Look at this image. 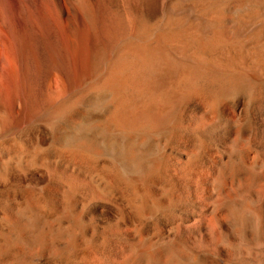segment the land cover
<instances>
[{"label": "bare ground", "instance_id": "6f19581e", "mask_svg": "<svg viewBox=\"0 0 264 264\" xmlns=\"http://www.w3.org/2000/svg\"><path fill=\"white\" fill-rule=\"evenodd\" d=\"M0 264H264V0H0Z\"/></svg>", "mask_w": 264, "mask_h": 264}, {"label": "rangeland", "instance_id": "374dc122", "mask_svg": "<svg viewBox=\"0 0 264 264\" xmlns=\"http://www.w3.org/2000/svg\"><path fill=\"white\" fill-rule=\"evenodd\" d=\"M220 2H218V4H219ZM216 4L217 3H215L214 2V4L212 3V4H209L208 6H209V8H208V11H210L211 13H213L214 12V15L212 16L213 18H215L214 20H216L215 22H216V24H219V17H220V15L222 14V12H223V10H224V7H225V4L224 3H220L221 5H220V7L217 5V7H216ZM211 5V6H210ZM213 5V6H212ZM218 9V10H215L216 8ZM223 7V8H222ZM211 8H212V10H211ZM222 9V10H221ZM220 10H221V12H220ZM215 11H218L217 12V14H219L218 16H217V14H215L216 12ZM216 16H217V18H216ZM166 21H161V26H160V29H161V36H164L163 38H165L166 40H167V42L165 43V48L164 49H166V51L167 52H174V51H184V52H193L192 50L194 49L193 47L195 46V42L198 40V38H197V36H196V34L194 35V33H196L195 32V30L194 29H192L191 27H186V26H183L181 29H179L180 27H181V23L179 24V22H171V21H169V22H166ZM173 24V25H172ZM170 25V26H169ZM180 25V26H179ZM174 26V27H173ZM173 27V28H172ZM184 28H186V29H184ZM187 28L189 29L188 30V32H185V30L187 31ZM149 29V30H148ZM157 29V24H150V23H148L147 25H145V32L143 31V32H140L141 34H137L135 37V40L136 39H140V41H142L141 39H143V37H144V40L143 41H149L151 38H152V36L151 35H153V33H154V31ZM164 29V30H163ZM176 29H177V31H176ZM183 29V30H182ZM191 29H192V31H191ZM182 31L184 32V33H182ZM148 33V34H147ZM152 33V34H151ZM177 33V34H176ZM147 35V36H146ZM149 35V36H148ZM167 35L169 36V37H167ZM176 35H178V36H176ZM185 35V36H184ZM188 35H190V36H188ZM194 35V36H193ZM141 36V37H140ZM173 36V37H172ZM151 37V38H150ZM172 37V38H171ZM185 37V38H184ZM186 37H188V38H186ZM194 37V38H193ZM149 38V39H148ZM162 38V37H161ZM168 38L170 39V40H172L173 42H171L170 40L168 41ZM175 38V39H174ZM184 38V39H183ZM139 39L137 40V42L139 43L140 41H139ZM147 39V40H146ZM190 39V40H189ZM193 39V40H192ZM171 42V43H170ZM182 44L184 45V47L182 46ZM189 44V45H188ZM181 46V47H180ZM193 46V47H192ZM184 48V49H183ZM186 48V49H185ZM218 49L219 48H217L216 50H212V51H209L210 52V55H214V56H216V57H220L221 56V58H222V55H223V53H221V49H219V51H218ZM170 50V51H169ZM215 51H217V52H215ZM211 52H212V54H211ZM209 53L207 52V54L206 55H208ZM218 57V58H219Z\"/></svg>", "mask_w": 264, "mask_h": 264}]
</instances>
